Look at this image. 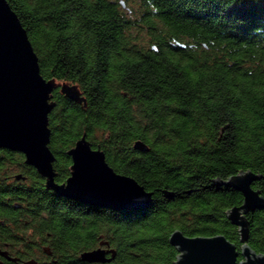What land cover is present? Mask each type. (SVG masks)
I'll use <instances>...</instances> for the list:
<instances>
[{"label":"trees","instance_id":"trees-1","mask_svg":"<svg viewBox=\"0 0 264 264\" xmlns=\"http://www.w3.org/2000/svg\"><path fill=\"white\" fill-rule=\"evenodd\" d=\"M123 1L7 0L42 77L75 84L84 98L52 90L54 180L69 175L67 151L85 134L151 201L112 209L66 198L21 152L0 149L2 249L30 251L29 240L44 237L48 264H175L168 237L179 229L223 234L240 250L226 213L243 196L227 180L251 170L264 197V0ZM246 219L247 245L264 254V209ZM101 242L114 249L110 261L81 258Z\"/></svg>","mask_w":264,"mask_h":264},{"label":"water","instance_id":"water-1","mask_svg":"<svg viewBox=\"0 0 264 264\" xmlns=\"http://www.w3.org/2000/svg\"><path fill=\"white\" fill-rule=\"evenodd\" d=\"M120 3L125 7L123 0ZM57 86L65 96L84 101L75 84L42 77L26 30L7 0H0V149L21 152L24 163L33 166L44 178L45 188L66 198L112 209L150 203L152 192L133 177L116 172L107 163L104 152L99 147L93 148L85 134L67 151L71 157L69 175L63 182L54 180V155L48 147V114L56 104L52 90ZM134 147L146 149L139 140ZM257 177L251 170H245L227 180L243 196L242 203L226 213L238 227L240 250L223 234L190 237L175 229L168 237L178 251L175 264H264V254L247 245L246 213L264 209V197L251 186ZM15 178L24 176L18 173ZM0 253L5 254L1 250ZM107 253L111 256L107 257ZM239 255L242 259L237 261ZM80 256L88 262H106L114 257V249L98 246Z\"/></svg>","mask_w":264,"mask_h":264},{"label":"flooded vegetation","instance_id":"flooded-vegetation-1","mask_svg":"<svg viewBox=\"0 0 264 264\" xmlns=\"http://www.w3.org/2000/svg\"><path fill=\"white\" fill-rule=\"evenodd\" d=\"M49 236V234H46ZM31 250H23V246L20 242H14L12 244V250L5 247L4 249L0 248L1 251H4L5 254L0 253V261L5 264L6 261L13 262L14 264H48L51 261H54L52 250L47 244L44 237L37 239L29 240ZM101 247L108 249L105 244H100ZM109 253L106 254L108 256Z\"/></svg>","mask_w":264,"mask_h":264}]
</instances>
